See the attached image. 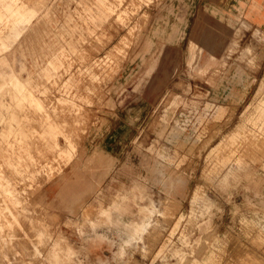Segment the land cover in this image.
<instances>
[{"label": "rangeland", "instance_id": "1", "mask_svg": "<svg viewBox=\"0 0 264 264\" xmlns=\"http://www.w3.org/2000/svg\"><path fill=\"white\" fill-rule=\"evenodd\" d=\"M209 13L0 0V264H264V32Z\"/></svg>", "mask_w": 264, "mask_h": 264}, {"label": "crops", "instance_id": "2", "mask_svg": "<svg viewBox=\"0 0 264 264\" xmlns=\"http://www.w3.org/2000/svg\"><path fill=\"white\" fill-rule=\"evenodd\" d=\"M208 3L210 10L217 13L208 14V18H217L227 15L235 17L250 25L251 27L264 32V0H203ZM211 59V58H210ZM59 182L47 186V190L54 194L59 193ZM58 189V190H57ZM144 220V219H143ZM147 220L143 224H147ZM115 234L114 230L107 227L97 228L84 238H75L76 251L80 264H107L115 259Z\"/></svg>", "mask_w": 264, "mask_h": 264}, {"label": "bare ground", "instance_id": "3", "mask_svg": "<svg viewBox=\"0 0 264 264\" xmlns=\"http://www.w3.org/2000/svg\"><path fill=\"white\" fill-rule=\"evenodd\" d=\"M20 199V198H19Z\"/></svg>", "mask_w": 264, "mask_h": 264}]
</instances>
